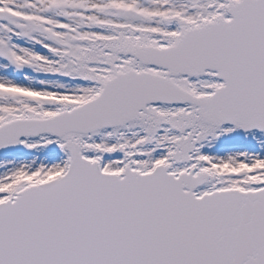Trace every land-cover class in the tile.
<instances>
[{"label":"snow or ice","instance_id":"snow-or-ice-1","mask_svg":"<svg viewBox=\"0 0 264 264\" xmlns=\"http://www.w3.org/2000/svg\"><path fill=\"white\" fill-rule=\"evenodd\" d=\"M0 264H264V0H0Z\"/></svg>","mask_w":264,"mask_h":264}]
</instances>
